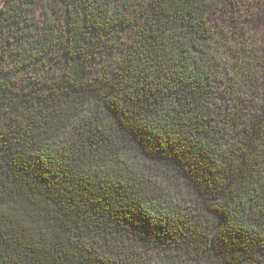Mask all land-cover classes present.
<instances>
[{"label": "trees", "instance_id": "16d2710c", "mask_svg": "<svg viewBox=\"0 0 264 264\" xmlns=\"http://www.w3.org/2000/svg\"><path fill=\"white\" fill-rule=\"evenodd\" d=\"M262 1H9L0 264H264Z\"/></svg>", "mask_w": 264, "mask_h": 264}, {"label": "rangeland", "instance_id": "374dc122", "mask_svg": "<svg viewBox=\"0 0 264 264\" xmlns=\"http://www.w3.org/2000/svg\"><path fill=\"white\" fill-rule=\"evenodd\" d=\"M9 1L10 0H0V16L2 10L7 11L10 8ZM213 1L221 2L223 0H213ZM256 7L258 9H263L264 0L256 4ZM28 15L36 25L42 26L44 22L48 20V15L50 16V10L48 6L40 5L36 7L34 10H31V12H29ZM261 15L264 19V10H262ZM215 18L212 17L211 22L216 21L217 18L216 19ZM28 30L31 32L33 31L31 28ZM97 41L99 47H97L96 50L99 52V55L105 56L102 57L103 60L101 62H98V64L96 65V67L101 69V68H108L113 63V61L117 60L122 55L126 44L129 43L130 41V37H129V32L127 30L123 31L120 28L114 32L112 31L107 32L102 36L101 40H97ZM15 44L17 45L16 49H19L18 43Z\"/></svg>", "mask_w": 264, "mask_h": 264}, {"label": "snow or ice", "instance_id": "6c2138e0", "mask_svg": "<svg viewBox=\"0 0 264 264\" xmlns=\"http://www.w3.org/2000/svg\"><path fill=\"white\" fill-rule=\"evenodd\" d=\"M3 192H2V190H0V206H2V201H3ZM3 214V212L2 211H0V215H2Z\"/></svg>", "mask_w": 264, "mask_h": 264}]
</instances>
